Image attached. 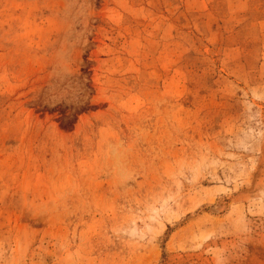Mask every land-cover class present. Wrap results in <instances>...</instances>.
<instances>
[{
    "label": "rangeland",
    "instance_id": "obj_1",
    "mask_svg": "<svg viewBox=\"0 0 264 264\" xmlns=\"http://www.w3.org/2000/svg\"><path fill=\"white\" fill-rule=\"evenodd\" d=\"M0 264H264V0H0Z\"/></svg>",
    "mask_w": 264,
    "mask_h": 264
}]
</instances>
